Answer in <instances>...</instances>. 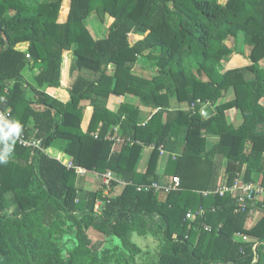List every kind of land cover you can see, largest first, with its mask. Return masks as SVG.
Masks as SVG:
<instances>
[{
    "label": "trees",
    "instance_id": "obj_1",
    "mask_svg": "<svg viewBox=\"0 0 264 264\" xmlns=\"http://www.w3.org/2000/svg\"><path fill=\"white\" fill-rule=\"evenodd\" d=\"M62 7L67 17L58 23ZM93 14L100 24L112 18L99 39L85 27ZM132 34L140 38L130 43ZM240 34L249 38V65L226 69L232 50L225 41ZM0 47V108L26 139L32 119L42 149L2 142L0 130V264H135L141 249L132 235L148 233L164 242L155 264H264V194L242 213L228 193L202 195L216 188L220 160L227 186L260 174L264 191V0H0ZM65 51L74 80L62 103L46 89L60 86ZM137 63L151 75L135 74ZM25 69L35 70V102L24 98ZM125 95L138 104L105 107L110 96ZM171 102L186 109H170ZM205 106L214 112L207 119ZM230 109L241 114L237 126L226 121ZM116 126L133 143L113 152L107 136ZM207 136L217 137L209 148ZM54 140L64 142L61 151ZM150 146L146 169L137 172ZM159 148L178 153L165 172L178 178L177 188L160 196L137 191L163 185ZM59 162L109 171L125 186L116 196H108L115 183L107 194L100 185L82 192L78 176ZM255 211L260 218L246 228ZM88 229L115 236L120 246L100 252Z\"/></svg>",
    "mask_w": 264,
    "mask_h": 264
},
{
    "label": "crops",
    "instance_id": "obj_2",
    "mask_svg": "<svg viewBox=\"0 0 264 264\" xmlns=\"http://www.w3.org/2000/svg\"><path fill=\"white\" fill-rule=\"evenodd\" d=\"M66 9L67 8H65V10L62 13H59L58 23H63L66 20L67 12H68V10H66ZM138 39H136L135 41H137ZM225 45L228 48H230V46L227 45L226 41H225ZM0 50H1V47H0ZM62 56H63V61H62V64H61L60 76H59L60 86L58 88H48V89H46V93L49 96L57 99L58 101H60L62 103H66L69 100L68 91H69V89H70V87H71V85L73 83V80H74V77L73 76H70V71H69L70 63H71V60H72L73 56H72V53L71 52H66V51L63 52V55ZM64 56L67 58L66 60H64ZM241 60H243V63H240ZM225 63H226V69H231L233 67L231 65H235V64H242L240 68H243V67L249 65V60L247 59V54L244 57V54H241V56H239V55H236V54L232 53L230 55V58H228L227 62H225ZM34 73H35V70L25 69L22 72V74H21L22 77H23V79H24V82L26 84L25 87H24L25 88L24 89V98H25V100L31 101V102H35V100H36L35 99V96H34V94L32 92V90L30 89V87L32 85H34V83H33ZM232 97L231 98H228V100H231ZM121 103H130V104L136 105V104H138V100L133 95H125V96H120V97L110 96L107 99L106 103H105V107L109 111H111V112H116L117 109L119 108V105ZM82 104H87V101H83ZM170 109H182V110H185L186 108H185L184 105H179L178 106L174 102H171ZM211 109H212V107H211ZM225 117H226V121L228 123L233 124L234 126L239 125L241 123L240 120L242 119L240 112L237 111V110H234V109H230V110L226 111L225 112ZM32 126H33L32 119H30L28 121L27 127L29 129V132L31 133L30 134L31 137H30V139H27V140L30 141V142H34L36 144L38 143V144L41 145V138H35L34 137L35 136V132H34V130H32ZM180 134H184L183 131ZM206 138H207V144H208L207 148L211 147L212 145H214L217 142V137L207 136ZM51 146H52L53 149L58 150V151H61L63 149L64 142L61 141V140H54L51 143ZM33 149H35V148H33ZM40 149H41V147H40ZM179 149H180V145H179V148H178V153H180L179 152ZM36 150L38 152H41L42 151V149L41 150L36 149ZM151 151H152V148L151 147H144L142 149L141 155H140V159H139V162H138V165H137V172L143 173L145 171L146 166L148 164V160H149V157H150L149 155H150ZM178 153L176 152V154H178ZM165 154L168 155L169 158L174 157L176 155L173 152L172 153H169V152L163 151L162 154H160V156H159V159H158V162H157V167H156V173H157V175L161 176V183L163 185L169 184L170 178H172L170 175H166L165 174V172H166V165L162 166V164H161L162 159H163L162 157ZM0 155L2 156L1 153H0ZM224 162H225L224 160L217 161V163L219 164V168H218L219 169V173H220L219 174V178H221V175L224 176V174H223ZM86 172L90 176L92 175L91 177H93V176L95 177L96 176V174L93 173V172H89L87 170H86ZM89 175L87 177H85L84 179H81V181L84 182V185H88V183H90L91 185L93 184L92 183L93 179H92V181L89 180ZM223 179H224V177H223ZM218 184H219V180L217 182V185ZM77 185H79L81 188L84 187L83 185H81V183L79 182V180H78ZM117 187L118 188H121V187H119V186L116 185V188ZM8 199H9V195H8ZM160 199L163 200L162 199V196L160 197ZM12 210H13V207H11L10 209H8L6 211V213L9 214V213H11ZM150 216H151V218L152 217H155V219H156V216L155 215H151L150 214ZM134 236H136V234H133L132 235V237H134ZM247 240H248V237H247ZM247 240H245V241H247ZM242 242H244V241H242Z\"/></svg>",
    "mask_w": 264,
    "mask_h": 264
},
{
    "label": "rangeland",
    "instance_id": "obj_3",
    "mask_svg": "<svg viewBox=\"0 0 264 264\" xmlns=\"http://www.w3.org/2000/svg\"><path fill=\"white\" fill-rule=\"evenodd\" d=\"M65 8H67V7H65ZM65 8L62 7L60 10V13H62L65 10ZM111 21H112V18H110L109 16H105L104 22L102 24H100L96 15L93 14L85 21V27L89 31L92 38L99 39V38H101L107 34L108 26L110 25ZM138 38H140V37H137L134 34L129 35L130 43L134 42ZM226 43L232 49V53H234L236 55L241 56V54H244V57H245L246 54L248 55V53H249V49H250L249 38L244 34H240L234 40H233V38H228V40H226ZM228 58H230V56L226 57L225 62H227ZM240 63H243V60H241ZM260 64H264V60L261 61ZM241 65L242 64H235V65H231V66H233L234 68H240ZM233 67L231 69H234ZM133 71L135 74H139V75H143V76H150L151 75V70L148 68V65L145 66L143 64L137 63V66H136V68L133 69ZM109 72H111V69H109ZM232 96H233L232 92L228 91V93H226V95H225V98L228 99V98H231ZM240 121H242V119ZM115 128L118 129V127L116 126V127L112 128V131ZM116 150H118V148ZM162 158H163L162 162H161L162 166L167 165L168 162H169V164L171 163L168 155L165 154V155H163ZM171 159H173V157H171ZM87 174L88 173L86 172V174L84 176H78L77 177V179H79V182L81 183V185L84 186V187H82V190L81 189L80 190L82 192H85V191H94V190L99 189L101 179H100V177H98V179H97L96 178L97 176L91 177L92 175L90 176L88 174L89 180L92 181V179H93V181H92L93 184L91 185L90 183H88V185H84V182H82L81 179H84L85 177H87L88 176ZM117 179H119V178L117 177ZM252 182L254 185H258L261 187V185H260V183H261L260 174H254L252 177ZM223 184H225V180L223 179V176L221 175V178H219V184L216 187L220 188V186ZM217 188H214L213 190H215ZM120 190H121V188H118V187L116 188V186H115L111 190V192H109L108 196H116L117 194H119ZM81 196H84V195H81ZM100 203H101V201H97L95 208L98 205H100ZM98 210H99V207H98ZM260 216H261V213L259 211H255V213L247 221L246 228H250L252 225H254L255 222L257 221V219L260 218ZM148 219H149V221L153 222L152 224H154V226H158V222H157V219H155V217H152V218L148 217ZM86 234L88 235L91 242L98 246V250L100 252L103 250H110L111 251L115 247L120 246L119 241L115 236H109V237L104 236V235H102V234H100V233H98L92 229H88L86 231ZM235 239L239 240V241H245V240H247V237L246 236H240V235L236 234ZM131 241L138 248L141 249V254L135 258V264H155L157 262L158 253L164 244L161 235L151 234V233H148L144 236L136 235V236L131 238Z\"/></svg>",
    "mask_w": 264,
    "mask_h": 264
},
{
    "label": "built area",
    "instance_id": "obj_4",
    "mask_svg": "<svg viewBox=\"0 0 264 264\" xmlns=\"http://www.w3.org/2000/svg\"><path fill=\"white\" fill-rule=\"evenodd\" d=\"M0 130L3 131L4 137L2 138V142L6 140H13L16 141L20 146L23 147H30L35 148L38 150H41L40 144H36L34 142L28 141L22 134H17L14 132L12 127V122L10 121L8 117V112L3 111L0 108ZM107 140L111 141L112 144V151H116V149L126 146V145H132V141L128 137H122L121 134H119L118 129H114L112 131V134H109L107 136ZM153 149V146H150ZM6 145L3 146L1 150V154L5 155ZM160 154H162V149L159 148ZM62 164L67 170L73 171L77 176H83L86 174V170L82 167L75 166L72 164V162H68L66 164ZM97 178L100 177L101 183L100 186L104 190V194H107V192L111 189V184L115 183L117 186L123 188L125 186V183L120 178L117 179L111 172L107 171L102 175L96 174ZM179 184V180L177 177L170 178L169 184L167 185H158L156 183H152L150 185H144V186H138L137 191H143V192H152L153 194H156L158 196L160 195H167L169 192L175 190ZM115 185V186H116ZM224 193H228L231 197L235 199V213H242L246 212L247 209V203L252 202V204L255 203V201L262 198L264 191L262 187L258 185H254L253 182H244L242 181V178H236L233 183L230 186H227L226 184H223L220 186V188H217L213 191H206L203 192L202 195L207 194H218L219 196H223ZM249 214L252 213V210L249 209ZM198 216H201L203 214L202 210H199L197 212ZM194 218V215L189 213L186 214L187 220H192ZM203 230L208 232L210 231V228L208 226L203 225ZM240 236H243L241 234H237Z\"/></svg>",
    "mask_w": 264,
    "mask_h": 264
},
{
    "label": "water",
    "instance_id": "obj_5",
    "mask_svg": "<svg viewBox=\"0 0 264 264\" xmlns=\"http://www.w3.org/2000/svg\"><path fill=\"white\" fill-rule=\"evenodd\" d=\"M5 43H6V41H5ZM213 110L211 109V107L210 106H206V107H204L203 109H201V111H200V115L203 117V118H205V119H207V118H209L210 116H212L213 115Z\"/></svg>",
    "mask_w": 264,
    "mask_h": 264
}]
</instances>
